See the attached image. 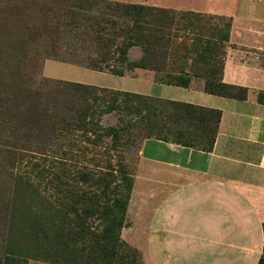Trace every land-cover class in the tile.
I'll return each mask as SVG.
<instances>
[{"label": "trees", "instance_id": "trees-1", "mask_svg": "<svg viewBox=\"0 0 264 264\" xmlns=\"http://www.w3.org/2000/svg\"><path fill=\"white\" fill-rule=\"evenodd\" d=\"M45 1L48 11L39 12L35 28L18 30L0 44L8 78L0 81L6 93L0 113L11 124L0 142V264H26L29 259L132 264L136 250L121 238L132 176L121 161L112 163L106 151L101 162L90 159L76 137L63 136L91 132L99 137L78 140L120 143V137H112L114 127L98 123L101 113L119 111L150 135L146 138L210 151L220 110L65 80L38 78L29 87L24 81L29 77H22L26 46L35 44L42 57L115 76L143 68L154 71L155 80L179 86H187L194 76L203 80L207 93L243 99L245 87L221 79L230 18L113 0ZM134 46L141 54L129 60ZM8 92L23 95L28 117L13 114ZM20 122L38 137L14 136ZM53 138L58 144L51 152L48 141ZM262 227L257 264H264V222Z\"/></svg>", "mask_w": 264, "mask_h": 264}, {"label": "crops", "instance_id": "crops-1", "mask_svg": "<svg viewBox=\"0 0 264 264\" xmlns=\"http://www.w3.org/2000/svg\"><path fill=\"white\" fill-rule=\"evenodd\" d=\"M149 5L229 17L221 79L245 87L246 96L207 93L194 76L187 86L159 82L143 68L117 76L148 89L136 93L220 110L210 151L143 140L140 159L156 171L143 172L142 182L135 175L121 236L132 235V244L130 238L141 237L150 264H257L264 222V0Z\"/></svg>", "mask_w": 264, "mask_h": 264}, {"label": "rangeland", "instance_id": "rangeland-1", "mask_svg": "<svg viewBox=\"0 0 264 264\" xmlns=\"http://www.w3.org/2000/svg\"><path fill=\"white\" fill-rule=\"evenodd\" d=\"M19 0H0V44H5V42L9 39L8 35H14L18 30L28 27L29 29H33L37 26L39 17V12L43 13L48 11L49 5H46L47 2L45 0H25V4L21 5ZM120 2H132V3H161L167 5H174L175 0H113ZM27 28V30H28ZM38 48L35 44L29 43L26 46V56L24 63L22 64L24 76L29 77V79H25V84L31 87L35 84L38 78L46 79L49 81H71L78 82L83 84L95 85L99 87H106L109 89L115 90H123V91H134L135 89L141 91H147V88L143 87L142 82L133 81L128 77H117L107 72H101L92 70L86 67L77 66L65 62H58L49 58H45L37 54ZM141 54V51L138 47H133L129 50L128 58L129 60L134 59L137 55ZM4 56L0 54V59ZM7 67L4 63L0 61V81H4V79H8L6 74ZM33 78L32 80L30 79ZM3 90V89H2ZM0 90V99L6 96ZM10 98L11 110L14 115H20L26 113L27 117L30 115V112H26L30 107L26 103H22V99L24 98L22 94H13L12 92H8ZM149 95V94H148ZM153 96V95H151ZM1 103L0 108L3 109ZM3 115V116H2ZM2 116V117H1ZM98 123L101 127H114L116 134L112 137H120V143L113 142L110 138H103L102 143L91 144L86 140H78L79 137H99L96 134H92L91 132H73L71 134L64 135L63 137H76V143L86 147L85 156L90 159L92 156L101 162L103 160V154L106 152L111 155L110 160L112 163H115L117 160L121 161L126 167L128 173L134 179L135 175H138L137 182L144 181L143 179H147L145 176V171H156L155 167H151L146 165L139 156V150L143 140L150 136L149 134H144V130L141 126L134 121L130 116L124 115L119 111H112L107 113H101L98 116ZM19 129L17 133L14 135L16 137H38L35 133H33L30 129L26 128V125L23 122L17 124ZM11 126L5 118L4 114L0 113V142L2 137H8L7 128ZM55 137V135L50 136ZM102 137H111V136H102ZM48 147L51 149V152L56 148L58 141L53 138L48 141ZM49 148H45L47 151ZM53 149V150H52ZM74 150V149H73ZM43 151V150H42ZM104 151H106L104 153ZM50 153V152H49ZM51 154V153H50ZM55 153L50 155V158L54 157ZM2 156L0 154V172H2L1 160ZM98 162V163H99ZM82 164L83 162H79ZM91 163V160H90ZM79 164V165H80ZM101 165V164H100ZM91 166V165H90ZM55 168V167H54ZM56 170V169H54ZM149 178H151L150 173ZM2 214H1V204H0V228L2 226ZM126 224H129L127 218H125ZM127 237H132L129 233H124L121 238L132 248L136 250V253L132 257V264H150L147 255H145L142 251L141 247V237L133 236L134 238H130L133 240V244L127 240ZM126 253L129 254L128 251ZM117 262V261H116ZM26 264H51L41 260H33L29 259Z\"/></svg>", "mask_w": 264, "mask_h": 264}]
</instances>
